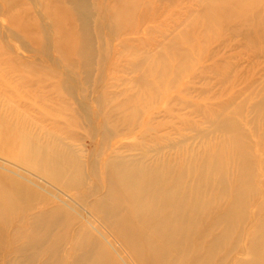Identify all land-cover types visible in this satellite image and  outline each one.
<instances>
[{
    "label": "bare ground",
    "instance_id": "1",
    "mask_svg": "<svg viewBox=\"0 0 264 264\" xmlns=\"http://www.w3.org/2000/svg\"><path fill=\"white\" fill-rule=\"evenodd\" d=\"M46 1V15L58 22L55 32L68 35L69 46L55 38L54 49L65 57L73 74L80 67L88 68L95 50L90 28L94 16L87 1ZM242 1L243 7H258L248 19L255 22L262 15L264 0H238L234 8L242 9ZM2 3L7 10H20L17 15L10 10L3 14L10 29L29 33L23 22L35 24L38 18L25 8V0ZM127 4V0H114L101 21L114 23ZM120 5L123 9L117 8ZM59 19L68 22L69 30L62 28ZM112 34L119 37V30L113 29ZM249 38L264 59V46L258 41L264 31L252 29ZM120 47L112 59L116 69L123 54ZM145 55L135 63L138 79L134 81L146 85L141 77L154 74L162 84L166 72L154 71L155 54ZM18 64L28 68L24 62ZM54 75L55 81L61 78ZM258 85L220 102L215 113L204 118L206 127L194 130L202 144L197 150H187V142L165 136L154 135L149 142L155 143L150 144L147 129L137 132L126 124L133 118L132 111L129 118L123 115L128 99L117 109H102L101 119L94 118L91 132L99 131L100 137L91 153L66 141L74 132L66 126L76 129L77 121L88 124L86 108L76 103L59 105L68 112L63 122L50 115L42 118L59 123L55 129L47 128L43 135L47 140L40 143L31 135L16 133L19 144L14 145L21 150L17 164L58 192L0 169V264H264V80ZM42 120L38 121L45 123ZM14 145L7 148L12 150ZM12 153L10 159L15 157Z\"/></svg>",
    "mask_w": 264,
    "mask_h": 264
},
{
    "label": "rangeland",
    "instance_id": "2",
    "mask_svg": "<svg viewBox=\"0 0 264 264\" xmlns=\"http://www.w3.org/2000/svg\"><path fill=\"white\" fill-rule=\"evenodd\" d=\"M86 1L94 16L90 26L94 32L91 38L94 62L86 68L87 72L80 67L73 74L64 61L65 57L54 49L55 38L69 46L68 35L55 32L58 22L46 15L47 1L25 0L28 4L24 5L25 8L38 19L35 24L25 20L23 25L31 31L22 33L17 27L10 29L3 20L6 11L17 15L20 10H7L0 0V136L3 135L0 138L3 143L0 144V169L20 173L28 184L31 182L53 193L58 192L56 187L41 180L29 168L18 165L16 156L21 150L17 146L16 133L20 134L19 137L31 135L41 143L47 128L59 126V123L53 124L54 120L50 122L42 118L50 115L56 118V122H63L68 114L63 112L60 104L76 103L86 108L88 124L77 121L76 129L66 126L68 131L74 130L71 140L66 141L84 153H91L93 142L100 137L99 131L91 132L94 118L101 119L104 115L102 109H117L125 99L129 102L122 107L125 110L123 115L129 118L128 112H133V118H129L126 124L133 125L137 132L147 129L146 141H153L154 135L165 136L173 141L187 142V150H197L202 144L199 145L194 130L206 127L204 118L215 113L220 102L241 93L247 94V88L256 86L257 89L258 82L264 80V59L256 53L258 45L252 44L249 38L252 29L264 31V6L259 14L262 15L252 22L248 21L249 16L258 7H243L242 1L239 5L243 8L235 9L233 5L238 0H233L234 3L230 0H127L120 17L107 24L101 20L114 5V0ZM123 7L117 6L118 9ZM59 20L62 28L69 30L68 22ZM95 28L101 30L99 35L95 34ZM115 28L119 30V37L112 34ZM262 39L258 41L264 46ZM122 41L125 43L123 54L116 61V67L119 66L116 69L112 66V59L119 52L118 45ZM151 52L155 54L151 59L154 71L166 72L163 83L158 84L153 74L141 77L146 85L136 84L135 63ZM76 61L73 56L72 64L76 65ZM18 62L26 63L28 68L24 69ZM54 73L60 74L61 78L53 80ZM25 82L35 86L28 88ZM21 103L23 106H19ZM86 129H89L88 133ZM8 133L11 137L7 136ZM57 135L64 138L59 133ZM6 138L8 141L11 138L13 144ZM151 141L150 144L155 143ZM4 143L14 145V148L8 149L12 146ZM15 148L17 151L14 152ZM7 149L15 155L13 160Z\"/></svg>",
    "mask_w": 264,
    "mask_h": 264
}]
</instances>
